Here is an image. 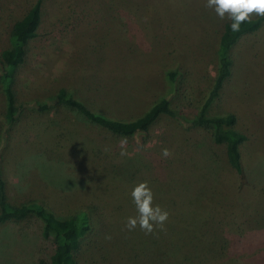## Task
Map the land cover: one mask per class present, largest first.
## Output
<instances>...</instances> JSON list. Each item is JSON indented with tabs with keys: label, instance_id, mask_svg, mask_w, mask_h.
I'll use <instances>...</instances> for the list:
<instances>
[{
	"label": "rangeland",
	"instance_id": "1",
	"mask_svg": "<svg viewBox=\"0 0 264 264\" xmlns=\"http://www.w3.org/2000/svg\"><path fill=\"white\" fill-rule=\"evenodd\" d=\"M36 1L0 0V56L13 24ZM42 6L16 82L18 102L39 106L23 111L2 155L10 202L37 201L61 217L87 211L91 229L77 264H264V23L232 44L231 72L217 88L230 19L206 0ZM63 90L117 123L148 116L147 133L124 135L76 106H46ZM214 90L208 112L233 113V127L246 136L243 172L214 122L185 124L156 106L171 95L172 108L199 121ZM5 108L0 88V115ZM1 131L0 122V145ZM143 181L153 205L169 212L164 229L151 234L125 227L137 214L130 192ZM54 246L37 218L0 223V264H49Z\"/></svg>",
	"mask_w": 264,
	"mask_h": 264
},
{
	"label": "trees",
	"instance_id": "2",
	"mask_svg": "<svg viewBox=\"0 0 264 264\" xmlns=\"http://www.w3.org/2000/svg\"><path fill=\"white\" fill-rule=\"evenodd\" d=\"M42 15V0H37L26 9L23 17L13 24L9 35V46L2 51L0 56V88L6 101L5 111L0 115V122L2 124L0 145V223L22 221L30 217L41 220L42 236L46 239H52L55 245L49 264H77V254L81 248V242L91 229L89 213L84 210L70 217H61L37 201H29L21 204L12 203L9 200L7 182L1 170L2 155L4 148L7 146L11 130L24 110L29 107L39 106L37 102H18L16 82L19 67L26 58L27 44L39 34ZM263 23L264 15L255 19H249L241 24L240 30L237 32L231 30V20L227 24V34L218 48L220 64L217 88L220 85L222 87L225 79L231 72L232 58L230 56V49L232 44L241 36L260 29ZM168 77L173 85L177 86V70H169ZM216 95L217 91L214 90L211 92L210 97L206 99L205 105L200 110V116L202 118L199 121L195 120L196 122L193 120L189 121L185 118L181 110L172 108L171 95L163 97L156 106L163 107L168 115L175 117L185 124L214 122V125L219 129L217 136L228 144L227 152L230 161L239 172H243L244 167L240 145L246 139V136L233 127L235 123L233 113L216 115L208 112V106H210V102L213 101ZM46 102V106L53 103L76 106L83 110L87 117L95 123L104 127H114L121 130L124 135L140 138V136L147 133V127H144L143 124L148 116L139 121H120L117 123L108 116L91 110L85 103L73 98L65 90H63L62 94L49 98ZM221 253L224 252L221 251Z\"/></svg>",
	"mask_w": 264,
	"mask_h": 264
},
{
	"label": "clouds",
	"instance_id": "3",
	"mask_svg": "<svg viewBox=\"0 0 264 264\" xmlns=\"http://www.w3.org/2000/svg\"><path fill=\"white\" fill-rule=\"evenodd\" d=\"M206 6L213 9L221 19L227 16L231 20L230 28L233 32L240 30L241 24L250 19V14L264 15V0H206ZM161 155L168 157L170 152L165 148ZM130 196L137 214L127 218L125 227L132 231L139 226L145 234H151L155 229L163 230L169 212L159 205H153V192L147 181L136 184Z\"/></svg>",
	"mask_w": 264,
	"mask_h": 264
}]
</instances>
